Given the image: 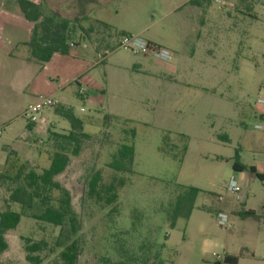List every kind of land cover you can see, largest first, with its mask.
<instances>
[{
	"label": "rangeland",
	"instance_id": "rangeland-1",
	"mask_svg": "<svg viewBox=\"0 0 264 264\" xmlns=\"http://www.w3.org/2000/svg\"><path fill=\"white\" fill-rule=\"evenodd\" d=\"M2 1V11L7 4L17 3L13 10L22 13L18 0ZM32 1L42 12L40 22H47L52 32L65 34L68 44H77L79 54L83 49L88 52L87 58L78 53L58 55L54 69L42 70L32 83V88L40 89L43 95L61 87L53 95L60 103L53 108L54 113L58 107L72 108L84 119V130L89 134L79 155L68 148L70 163L55 178L71 193L72 207L81 223L77 264H215L214 252L235 254L239 264H264V179L248 172L244 182L233 168L238 152L242 162L264 173V131L255 128L256 124L264 125V104L257 101L264 86L263 2L213 3L210 25L215 26L219 38H205L204 43L210 45L207 49L218 48L213 50L221 65L215 70L208 66L212 63L209 51L203 54V48L198 49L194 63L200 74L181 71L190 85L173 84L176 98L166 94V100L161 101L165 94L161 81L133 66L144 54L134 55L119 48V43L126 34L140 33L183 51L189 58L195 47L188 37L191 23L171 14L174 2L185 0ZM190 6L184 7L185 14ZM29 22L31 29L34 22ZM85 42L87 47L79 46ZM104 59L107 66L100 63ZM149 60L154 64L151 67H156V78L165 80L166 65L152 54ZM121 64L127 68L121 70ZM80 73V80H73ZM16 77L17 71L5 70L0 64V128L4 135L11 126L24 129L27 121L21 115L27 101L12 84ZM82 87L86 97L79 94ZM101 87L108 88L109 93L102 92ZM49 110L52 108L46 114ZM51 120L58 122H50L46 133L14 132L11 143L0 138V172L12 149L37 171L49 165L59 144V140L50 139L51 130L66 134L69 129L62 124L70 125L53 113ZM220 134L228 135L229 140L221 139ZM185 136L188 149L181 160ZM125 141L135 146L131 173L116 172L108 166ZM96 171L102 174V187L123 181L117 200L110 205L98 203L88 193V182ZM234 182L242 186L241 193L227 190ZM192 186L200 192L190 217L179 216L172 224L178 196ZM12 187L9 179L0 178L3 209L8 206ZM220 194L224 195L223 202L218 200ZM9 206L21 211L17 203ZM220 209L230 212L231 228L218 223ZM250 209L254 214H245ZM30 214L25 212L18 227L7 233L9 248L0 254V264H32L26 259L24 238L49 243L40 252L42 264L59 260L61 248L54 242L60 227Z\"/></svg>",
	"mask_w": 264,
	"mask_h": 264
},
{
	"label": "trees",
	"instance_id": "trees-1",
	"mask_svg": "<svg viewBox=\"0 0 264 264\" xmlns=\"http://www.w3.org/2000/svg\"><path fill=\"white\" fill-rule=\"evenodd\" d=\"M18 3L24 17L34 22L29 42L32 57L43 63L49 61L56 52L71 54L67 36L52 32L47 22L39 21L43 15L34 1L18 0ZM148 41L150 48L164 47ZM56 113L69 121L70 129L66 134L50 132V139L53 137L55 140H59V144L50 157L49 165L42 171H37L28 162L22 161L17 151L12 149L8 153L3 172H0V178L6 177L13 184L8 196V206L5 209L0 207V254L9 248L6 234L18 227L25 212H30L31 217L60 227V233L54 245L61 248V251L59 260L55 264H77L81 251V223L73 210L71 193L55 178L64 172L70 163L68 148L72 147L73 155H79L82 141L89 137V134L84 130V119L77 116L72 108L58 107ZM34 125V123H29L28 127L32 129ZM219 137L229 140L226 134L219 135ZM187 141L188 138L185 136L186 144L182 150L181 160L188 149ZM134 159L135 146L133 143L125 141L117 149L108 166L116 172L131 173ZM233 168L236 171L254 173L260 179H264V173L258 172L255 165H247L240 161L238 152L235 154ZM101 180V172L96 171L88 182V193L98 203L105 201L110 205L117 200V189L124 185L123 181H120L119 184L114 181L102 187ZM199 192V188L192 186L184 194L178 196L174 204L172 224L179 216L190 217ZM11 202L19 204L21 211L12 209L9 206ZM245 214L252 215L254 212L248 210ZM24 240L26 259L32 264H42L43 258L40 252L45 250L49 243L46 240L35 241L30 238H24ZM120 263L127 264L122 261ZM215 264H238V257L225 255L222 260H216Z\"/></svg>",
	"mask_w": 264,
	"mask_h": 264
},
{
	"label": "crops",
	"instance_id": "crops-1",
	"mask_svg": "<svg viewBox=\"0 0 264 264\" xmlns=\"http://www.w3.org/2000/svg\"><path fill=\"white\" fill-rule=\"evenodd\" d=\"M176 2L177 1L174 2L175 5L171 9V14H177L176 16H178V18L182 22H185V20L187 19L186 21L191 23L190 26H191L192 31L188 32L189 33L188 37L191 38L195 42V47L191 50L190 57L188 58L187 54L185 55L183 53V51H178L171 46L170 47L164 46V47L170 49V51L172 52V58L170 60L164 61V60L158 59L159 61H162L166 65V68H167L166 70L168 73L165 76V80L164 79L159 80L158 78H156L158 76V73H157L155 66L151 67V65H154V64H152L153 62L151 60H149V55H150L149 53L144 54L142 56L143 58L141 61H134L133 62V66L137 71L144 72L148 77L153 78V79H157L158 81H161L162 86L165 89V94H164V97L160 99L161 101L166 100V94H168V96H170V97L176 98V94L173 92V84H175V85H179V84L180 85L181 84L190 85L188 78L185 77L184 75H181V73H180L181 71L186 73L188 70H191L197 74H200L198 71V67H196V62L194 63V61H195L194 57H196L198 49L203 48V49H201L204 52L203 54H205L206 51L208 50L209 51L208 56L212 57V63L211 62L207 63V60L206 59L204 60L205 66L211 65L212 68L215 70V69H218L219 66L221 65L220 59H216V57H217L216 54H218V53L214 52V50H213V49H215L218 51V48L216 49L215 46H213L211 48L212 50H210V48L207 49L208 47H210V45L207 44V47H206V44L204 43L205 38H209V39L219 38V34H217L218 32H215V30H214L215 26L210 25L211 24L210 20L212 18L211 17L212 5H213V3H217V2H215L214 0H185L182 2L181 1L177 2V3ZM3 4H4V1L0 2L1 6H3ZM15 5H17V3ZM187 5H191V6H190L189 12L185 14L183 9H184V7H187ZM10 6H12V5L7 4L6 9L5 8L3 9V11L5 10L6 12L11 11V12H9L10 14L4 13L2 11V9L0 8V64H3V68L5 70L17 71V77L14 79L12 84H15V86L18 88V90L19 89L21 90V92H22L21 97H23V98L25 97L24 99L27 101V105H28L29 103L33 102L38 95L41 94L40 89H38L36 87L34 89L32 88V83L36 78L39 77V73L42 70L49 69V68L53 70L54 69L53 63H54V61L58 55L72 56L76 53L79 54V51H78V47H77V48H71L70 49L71 54H62L60 52H56L52 55V57L49 61L43 62V63L40 62L38 59L32 57L31 56V47L29 45V42L31 40V35H32L31 29H33V27L30 29V22L28 19H26L24 17V15H22V13L21 14L15 13L14 10L16 8H18V6L17 7L12 6L11 9H10ZM19 10H20V8H19ZM183 19H184V21H183ZM140 32L142 33V31H140ZM138 34H140V33H138ZM148 40H150L154 43H157L156 41H154L152 39L148 38ZM157 44H159V43H157ZM79 46L87 47L88 44L85 42ZM79 55L84 57V58H87L88 52L85 49H83L82 54H79ZM105 56H103V57H105ZM106 59H107V57H106ZM106 59H104L100 63H103V64H105V66H107ZM172 60L173 61L177 60L178 63H176V62L173 63ZM192 63H194V64H192ZM206 63H207V65H206ZM118 66L120 67L121 70L122 69L125 70L127 68V65H123V64L118 65ZM156 66L161 67L160 65H156ZM86 70L87 69H85V72H86ZM82 72H84V71H82ZM82 76H83V73L79 77L74 76L73 80H76V81L80 80L79 78H81ZM106 82H107V86H110V83L107 80H106ZM63 89H64V87H63ZM61 90H62L61 87L54 88L50 91V93L48 95L53 96ZM100 90H103L102 92H104V93H109L108 88L101 87ZM79 94L86 97V95L80 91H79ZM160 95H162V94L160 93L159 96ZM93 96L96 97V94L95 95L93 94ZM61 99H63L64 101L69 100V99H67V96H62ZM58 104H60V103L58 102ZM27 105H25V107ZM9 109H10V107H9ZM23 109H21V110H23ZM49 112H47V114H46L47 122L34 125V127L32 129H30L29 127H28L29 129L26 128V126H28V124H29L28 121H26V125L24 126V129L11 126L10 131L8 132V135H4V133H3L1 138H3L4 142L9 141L11 143L12 142L11 136H12V133H14V132H20L22 134H25L28 132L38 133V134L46 133L47 131L50 130L49 123L53 122L51 120L52 113L54 115H58L57 113H54L53 108H52V110H49ZM262 113H261V115L264 116V112H262ZM58 116H60V115H58ZM55 122H58V120H55ZM55 122H53V123H55ZM62 125H64L63 127L65 129H70V125L69 126H67L65 124H62ZM27 130H29V131L27 132ZM51 131L56 132L57 130L53 129ZM239 158H240V154H239ZM245 164H247V163H245ZM247 165H253V164H247ZM257 171H258V169H257ZM258 172H260V171H258ZM236 173H237L236 174L237 177H240V179L242 181L247 182L248 171H237ZM250 210H252V209H250ZM6 237H7V234H6ZM220 255L223 257H225V255L237 256V255L232 254L230 252L220 253ZM237 257H238V264H239V256H237Z\"/></svg>",
	"mask_w": 264,
	"mask_h": 264
},
{
	"label": "built area",
	"instance_id": "built-area-1",
	"mask_svg": "<svg viewBox=\"0 0 264 264\" xmlns=\"http://www.w3.org/2000/svg\"><path fill=\"white\" fill-rule=\"evenodd\" d=\"M217 3H223V0H214ZM264 4V0H261ZM70 46L72 48H77V44L71 42ZM119 48L125 49L134 55L150 53L155 58L168 61L172 58V52L166 47L150 48L148 39L144 38L141 34H126L124 35L119 43ZM85 88H81L82 93ZM257 101L264 104V86L263 91L258 95ZM58 105V101L52 95L40 94L36 99L29 103L21 112V115L28 121V123H34L35 125L47 122L46 110L49 108H55ZM256 129L264 131V125L256 124ZM3 130L0 128V138L2 137ZM228 191L239 194L243 191L241 185L234 182L230 187L227 188ZM219 202L224 201V195H218ZM218 223L221 226H226L228 228L232 227L231 214L230 212L220 209L217 215ZM216 260H222L224 257L218 253H213ZM264 258V249H263Z\"/></svg>",
	"mask_w": 264,
	"mask_h": 264
}]
</instances>
